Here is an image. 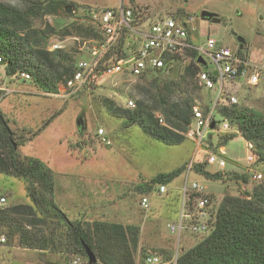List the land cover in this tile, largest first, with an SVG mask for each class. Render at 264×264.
I'll return each mask as SVG.
<instances>
[{"label":"rangeland","instance_id":"obj_1","mask_svg":"<svg viewBox=\"0 0 264 264\" xmlns=\"http://www.w3.org/2000/svg\"><path fill=\"white\" fill-rule=\"evenodd\" d=\"M0 1L18 7H22L25 2V0ZM116 3H119V0H112L104 5ZM126 8L137 11L140 15L138 21L144 24L158 18L190 19L192 40L196 46L204 49L207 39L214 38L219 46L239 51L241 49L239 38H243L245 44L241 49L242 56L249 59L253 65L264 66V0H135V2L130 0ZM204 11L215 13L219 16L220 23L204 20L202 18ZM72 13H74L72 17H66L63 13L58 17L46 16L37 22L36 27L44 29L48 24L59 32L74 22H93L88 16L89 13L78 5ZM77 38L82 36L64 38L56 33L48 37L47 46L50 51H55L53 50L55 45L61 46L65 52L73 55L74 64L81 58L90 60L86 53H82V56L76 54ZM206 62L208 69L213 70L214 65L210 59ZM187 64L185 62L183 66ZM178 67L180 68L178 72L173 74L169 72L170 70L166 72L168 79L178 83L181 89L188 90V93L195 97L196 106L201 110L209 106L213 108L219 94L218 87L207 92L198 83L199 88L195 91L196 82L192 84L188 83L189 81L183 82L182 65ZM151 78L149 75L144 78L108 76L99 80L94 88L89 87L79 95L69 96V92L62 91L63 95L49 96L39 91L30 80L8 77L5 65H0V91L3 92L0 109L9 120L10 129L16 132L18 158L21 161L40 160L51 170L54 179L52 198L57 207L61 176L53 171L55 169L82 170L90 175L100 173L98 184L101 188L111 186L125 190L122 192L125 193V197L121 202L116 198L101 195L99 214L96 218L97 221L140 228L136 264H143L142 259L149 250L159 255L162 250L180 253L182 249L189 250L194 247L200 240V237H193L189 233L177 237L168 231V224L178 219V213L174 211L177 208V201H174L173 197L182 194L185 186L198 182L207 188L205 193L218 198L221 202L226 196H240L242 192L250 191L264 183V169L259 170L251 165L248 160L251 150L241 137L231 139L222 147L225 153L222 158L226 162L224 170H219L217 164H208L209 154L220 152L221 137L234 134L233 129L228 133L207 130V139L200 146L186 133H184L186 139L181 144L167 145L146 134L137 125L126 127L123 118L110 113L108 101L125 110L128 100L137 102L145 100L153 104L158 90L153 87ZM227 97H236L237 104L249 109L264 111L263 84L250 85L245 81L226 84L219 99V106L228 105ZM218 110L217 107L214 114L220 121ZM192 126L196 128L195 121ZM101 129L104 130V137L110 145L103 142V137L98 135ZM197 163H206V169L212 174L222 173L223 180H208L189 169L191 165ZM180 169L184 171L175 180L176 183L174 181L170 184V195L158 196L157 187H154L151 193L146 194L150 199L149 210L141 209V199L145 195L139 190L140 187L159 175ZM252 171L262 174V179L252 180L250 175ZM237 176L245 177L247 182ZM0 196L8 199L7 205L0 209V215L2 212H9L11 203L33 202L23 178L8 172L0 171ZM67 200L69 199L65 202ZM111 200L115 203L120 202L121 205L110 202ZM72 201L75 202L74 199ZM22 232L28 234L29 231ZM30 235L33 237L35 234L31 232ZM59 235L65 241V231H59ZM20 236L17 243L25 247L20 241L22 233ZM8 242L9 240L6 244ZM61 244L64 245V242ZM62 253L66 264H74L76 260H79L78 264H88V259L82 256ZM37 255L33 257L34 260H38L39 263L44 260L43 253ZM15 258L5 264H12Z\"/></svg>","mask_w":264,"mask_h":264},{"label":"trees","instance_id":"obj_2","mask_svg":"<svg viewBox=\"0 0 264 264\" xmlns=\"http://www.w3.org/2000/svg\"><path fill=\"white\" fill-rule=\"evenodd\" d=\"M70 6L75 11L76 5L66 0H25L22 7L0 1V56L3 58L8 77L19 79L20 74L26 72L31 75L30 81L39 91L49 96L63 95L60 86L74 69V58L63 49L50 51L47 46L48 37L59 33L64 38L82 36L101 43L109 40V36L104 32L105 28L95 22H74L59 32L48 24L44 29L36 27L37 22L42 21L46 16L58 17L63 13L66 17H72L74 13L66 12ZM135 14L139 13L135 11ZM120 36L117 44H114L93 68L84 88L69 90V96L79 95L89 87L94 88L108 62L129 56L130 52L136 49L138 43L134 41L135 36L129 29H123ZM238 52L242 56L241 49ZM200 56V53L194 52L193 59L185 67L176 63L169 69L173 74L178 72L180 69L178 66L182 65L181 79L183 82L189 81L190 84L196 82L195 91L199 88L197 84L200 72L208 70V65L198 64ZM166 72L168 71L149 74L152 77L153 87L158 90L153 104L139 101L138 108L129 111L120 109L108 101V107L113 116L125 120L126 127L137 125L160 142L179 145L186 139L184 133L194 121L193 107L196 106V102L195 97L189 94L188 90L181 89L178 83L170 81ZM2 94L3 92L0 91V98ZM218 109L220 123L227 122L230 128L235 130L234 134L221 137L219 148L225 147L231 139L241 137L253 144L250 154L253 157L251 165L263 170L264 111H255L239 104H226L222 107L218 106ZM212 110L213 108L209 106L202 111L207 116ZM158 111L167 121V127L159 124L156 118ZM14 143L18 145L16 132L10 129L9 120L0 109V171L23 178L29 195L32 196L37 209L41 211L38 221L51 230L50 235L54 236L59 234V231H65L62 252L88 259L85 253V247H88L98 260L96 264H136L135 255L140 234L138 226H124L106 221L89 223L82 220H68L52 198L54 179L51 170L40 160L21 161ZM205 164H193L191 170L208 180H223L222 173H210ZM183 171L180 169L159 175L139 190L146 195L151 193L154 187L168 186ZM237 178L247 182L243 176ZM168 194L169 192L165 196ZM156 195L161 196L158 193ZM182 196L178 194L176 198L173 197V200L177 201V208L174 211L178 214L182 206ZM12 209L14 208H10L9 212ZM213 212H216V216L212 232L198 240V243L189 250L182 249L175 264H264V183L250 191L242 192L240 196H226L221 202L215 197ZM2 213L6 214L7 211ZM6 218L0 215V222L6 220L9 221L8 224L15 223L13 219L10 220L11 217ZM21 233L27 236L26 232ZM160 253L161 255L155 254L162 257L165 262L170 261L175 254L174 251L164 252V250ZM142 261L145 264L144 257Z\"/></svg>","mask_w":264,"mask_h":264},{"label":"built area","instance_id":"obj_3","mask_svg":"<svg viewBox=\"0 0 264 264\" xmlns=\"http://www.w3.org/2000/svg\"><path fill=\"white\" fill-rule=\"evenodd\" d=\"M93 22L101 24L105 29L104 32L109 36L106 43H101L95 39L77 38L76 54L82 56L86 53L90 60L81 58L75 64L74 69L61 84L60 91L65 93L69 90L75 91L84 88L89 75L104 56V54L120 40V33L123 29H129L135 36L134 41L138 43L135 50L131 51L129 56L119 57L108 62L100 75V79L108 76L125 75L132 78H143L153 72L168 71L177 64L191 62L193 53L198 52L206 60L210 59L214 65L213 70H202L199 74V85L211 91L218 87V98L213 105V110L207 116L198 107H193L194 121L196 128L190 126L186 135L197 141L198 146L206 141V131L219 133H228L230 125L227 122L214 120L215 109L220 105L219 99L223 94L225 85L245 81L250 85L264 84V66L251 64L249 59L241 56L238 51H232L231 48L219 46L214 38L207 39L206 48L198 47L191 41L190 19H176L174 17L158 18L154 21L140 23L139 14L135 11L121 5L117 9L95 10L88 15ZM62 49L61 46L55 45L53 50ZM196 61V60H195ZM3 64V58L0 56V65ZM200 64V63H198ZM207 65V64H206ZM20 79L31 80L29 73L23 72ZM64 87V88H62ZM62 88V89H61ZM139 102V101H138ZM136 100H128L126 109L135 111L138 108ZM142 102L149 103L145 100ZM236 97H229L228 105L237 104ZM156 118L161 126L167 127L166 120L161 113H156ZM212 126H214L212 128ZM98 135L103 137V142L110 145L106 140L104 130H99ZM251 150L253 144L247 142ZM225 153L220 148L219 153H210L207 159L208 164L219 166V170H224L226 162L222 158ZM249 162L253 157H248ZM192 165L189 167L191 170ZM252 180L259 181L262 174L258 172L250 173ZM206 187L198 182H192L185 186L182 193V206L176 221L168 224V231L171 235L180 237L186 233L193 237L198 236L200 239L208 236L215 224L216 212H213L214 198L209 196L205 191ZM169 192L166 185L157 187V193L165 196ZM8 203L5 196H0V209H3ZM141 208L149 210L150 199L145 195L141 199ZM7 239L0 235V246L5 245ZM179 257V251L174 254L170 261H163L162 257L153 253L151 250L144 255L145 264H175ZM76 260L74 264H78Z\"/></svg>","mask_w":264,"mask_h":264},{"label":"crops","instance_id":"obj_4","mask_svg":"<svg viewBox=\"0 0 264 264\" xmlns=\"http://www.w3.org/2000/svg\"><path fill=\"white\" fill-rule=\"evenodd\" d=\"M66 1L82 7V10H90L92 12L95 10L117 9L121 5L126 6L130 0H119V3H116V5H104L106 2H112V0ZM191 41L193 42L192 33ZM193 140L194 139H192V141ZM223 149L224 148H221V152L224 151ZM53 171L61 176V182L58 186V191L60 192L58 195L59 200L56 201L58 207L66 214L68 220H82L85 222L97 221L96 217L99 214L98 210L101 195L111 199L116 198L120 202L121 199L125 197V193H122L125 191L123 189L118 190L111 186L101 188L98 184L100 173L98 175H90L82 170L67 171L65 168L62 170L55 169ZM172 183H174V181ZM168 186L169 193H171L170 185ZM66 199H69L70 201L67 200L65 202ZM72 199H74L75 202L72 201ZM110 202L115 203L114 200H111ZM120 202H116L115 204L121 205ZM24 206L28 208H25ZM11 208L14 209L6 214H2V217H11L10 220L13 219L16 224H8L6 223V220H3L0 224V235L5 236L7 241L9 240L7 244L2 245L0 248V264L8 263V260L13 259V257L16 258L12 264H38L39 261L34 260L35 258L33 259V257L37 254L41 255L42 253L45 258L41 261L42 263L40 262L39 264H66V259L63 257L61 250V243L64 242V239L61 238L59 234L54 236L50 235L51 230L46 225L42 226L40 224L38 220L41 217V211L37 209L35 202H31V204L22 202L11 203ZM22 231L30 232H28L27 236L22 235V238H20L21 243L24 244L22 245L25 247H22L17 243ZM31 232H34L35 234L33 237L30 235Z\"/></svg>","mask_w":264,"mask_h":264},{"label":"water","instance_id":"obj_5","mask_svg":"<svg viewBox=\"0 0 264 264\" xmlns=\"http://www.w3.org/2000/svg\"><path fill=\"white\" fill-rule=\"evenodd\" d=\"M72 8L69 7L66 12L68 14H71L72 13ZM202 18L204 20H208V21H213L214 23H220L219 21V16H217L215 13H212V12H209V11H204L203 14H202ZM239 42L241 43V49H243V46L245 44V40L243 38H239ZM198 63H201L203 65H206L207 62L205 61V59L200 56L199 59H198ZM214 126H212L213 128ZM14 147H15V150L17 149V145L14 143ZM85 253H86V256L88 258V262L89 264H96L97 263V258L95 256V254L93 253V251L88 248V247H85Z\"/></svg>","mask_w":264,"mask_h":264}]
</instances>
